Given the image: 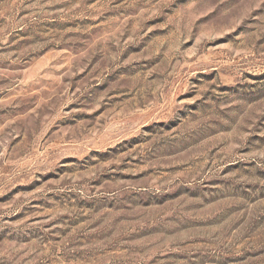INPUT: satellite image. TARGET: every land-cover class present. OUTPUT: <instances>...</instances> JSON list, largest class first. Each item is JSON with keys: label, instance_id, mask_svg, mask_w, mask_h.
<instances>
[{"label": "rangeland", "instance_id": "obj_1", "mask_svg": "<svg viewBox=\"0 0 264 264\" xmlns=\"http://www.w3.org/2000/svg\"><path fill=\"white\" fill-rule=\"evenodd\" d=\"M0 264H264V0H0Z\"/></svg>", "mask_w": 264, "mask_h": 264}]
</instances>
